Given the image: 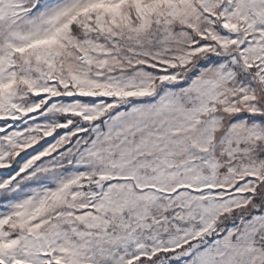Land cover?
<instances>
[{
  "label": "snow or ice",
  "instance_id": "snow-or-ice-1",
  "mask_svg": "<svg viewBox=\"0 0 264 264\" xmlns=\"http://www.w3.org/2000/svg\"><path fill=\"white\" fill-rule=\"evenodd\" d=\"M0 264H264V0H0Z\"/></svg>",
  "mask_w": 264,
  "mask_h": 264
}]
</instances>
